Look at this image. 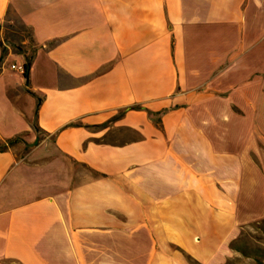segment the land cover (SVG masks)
<instances>
[{
	"label": "crops",
	"instance_id": "obj_1",
	"mask_svg": "<svg viewBox=\"0 0 264 264\" xmlns=\"http://www.w3.org/2000/svg\"><path fill=\"white\" fill-rule=\"evenodd\" d=\"M10 139L0 264H226L264 220V0H0Z\"/></svg>",
	"mask_w": 264,
	"mask_h": 264
},
{
	"label": "rangeland",
	"instance_id": "obj_2",
	"mask_svg": "<svg viewBox=\"0 0 264 264\" xmlns=\"http://www.w3.org/2000/svg\"><path fill=\"white\" fill-rule=\"evenodd\" d=\"M5 28L6 36L14 41L16 46L21 47L18 42L23 38H28L29 32L22 31V25L17 22L8 24ZM27 46H29L27 53L30 54L33 48L31 45ZM82 172L85 173V176L87 175L85 171ZM90 176L92 177L93 175ZM236 245L243 247L249 253L259 251L258 256L261 260H264V222L251 223L241 230L239 237L236 239ZM226 264H258V262L249 261L236 252V257L230 258Z\"/></svg>",
	"mask_w": 264,
	"mask_h": 264
},
{
	"label": "trees",
	"instance_id": "obj_3",
	"mask_svg": "<svg viewBox=\"0 0 264 264\" xmlns=\"http://www.w3.org/2000/svg\"><path fill=\"white\" fill-rule=\"evenodd\" d=\"M22 31H24V32L28 31L29 32V30L26 27H24V26H22ZM28 39H29L30 42H32L30 34H28ZM14 47H15L17 52H20V53L24 54V60L25 61H24L23 65H22L23 68H24L23 76L27 80L29 69H30V66H31V61L33 59L34 50H32V52L30 54H28L25 49H23V48H21L19 46H14ZM35 129L37 131V128H35ZM15 140L16 139H10V140H7L5 142V144H0V151H3L7 147V145H11L13 142H15ZM263 222H264V220H263ZM229 247H230L231 250L240 253L243 257L252 258L258 263L261 260V258L258 256L259 251H256L255 253H252V252L249 253L243 247L236 245V241L231 242Z\"/></svg>",
	"mask_w": 264,
	"mask_h": 264
},
{
	"label": "built area",
	"instance_id": "obj_4",
	"mask_svg": "<svg viewBox=\"0 0 264 264\" xmlns=\"http://www.w3.org/2000/svg\"><path fill=\"white\" fill-rule=\"evenodd\" d=\"M10 68L18 73H21L23 75L24 68L22 65H16V64H11Z\"/></svg>",
	"mask_w": 264,
	"mask_h": 264
}]
</instances>
